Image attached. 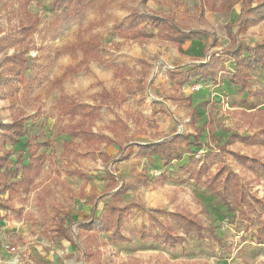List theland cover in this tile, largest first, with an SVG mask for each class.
Instances as JSON below:
<instances>
[{"label":"rangeland","instance_id":"1","mask_svg":"<svg viewBox=\"0 0 264 264\" xmlns=\"http://www.w3.org/2000/svg\"><path fill=\"white\" fill-rule=\"evenodd\" d=\"M210 1L218 9L224 6L223 11L206 10L200 16L199 0H176L177 6L160 0H88V7L78 17L52 30L49 24L58 13L53 0H29L27 6L23 5L25 0L0 3V71L12 53L23 52L28 58L24 72L27 87H20L15 98L0 89V124L15 117L22 119L26 139L10 143L0 135V159L10 164L21 156L25 162L26 140L47 143L39 150L44 163L31 192L12 200L13 211H0V264H84L83 237L77 236L75 224L90 215L91 197L97 196L99 202L105 197L108 202L111 199L101 194L114 193L121 183L145 178L148 180L123 193L117 201L120 207H132V217L125 222L123 231L132 237V242L117 243L110 234L99 233L101 264H264V245L253 243V228L237 216V210L230 219L231 215L204 184L217 169L219 172V160L209 165L199 182L188 180L180 171L188 163L199 166L207 147L222 146L230 134L250 135L260 129L264 119V102L255 111L250 110L241 103L244 93L226 81L218 85L193 81L182 87V102L168 99L172 84L167 71L204 61L209 53L229 50L232 45L252 47L264 41V20L254 22L245 33L237 27L246 4L259 0ZM135 11L169 15L181 29H196L201 34L179 49L157 40L154 30H148L152 41L141 45L112 32ZM28 19L36 20L37 30L21 46L12 39L2 41L3 36L14 35ZM81 40H96L99 52L88 56L87 67L82 66L85 69L81 67L79 73L64 75L81 62V51H68ZM38 66L47 67L37 74ZM224 66L233 72L232 60H226ZM118 69L119 75L115 76ZM249 74L250 89L264 86V68L257 67ZM196 86L200 90L196 91ZM102 91H114L118 99L102 104ZM60 97L97 108L93 122L81 115H60L56 107ZM190 111L195 113L191 115ZM80 120L93 135L89 142L65 131ZM210 125L212 136L207 131ZM194 129H203L200 140L207 147L197 150L190 162L187 155L167 168L156 157L139 158L133 154L121 160L127 156V146L161 141L173 133L193 134ZM227 150L264 160V148L236 143ZM222 159L223 166L240 178L251 176L231 155ZM252 191L258 197L264 196V176L258 185L253 184ZM101 208L100 202L97 210ZM142 209L188 210L206 226H213L222 243L190 237L182 246L169 248L152 240L141 242L135 230L146 222L147 214ZM61 210L70 215L66 226L74 246L49 238L50 222Z\"/></svg>","mask_w":264,"mask_h":264},{"label":"trees","instance_id":"2","mask_svg":"<svg viewBox=\"0 0 264 264\" xmlns=\"http://www.w3.org/2000/svg\"><path fill=\"white\" fill-rule=\"evenodd\" d=\"M2 1L0 0V3ZM151 1L159 2V0ZM160 1L177 6L176 0ZM28 4L29 0H25L23 5L27 6ZM88 5V0H53L52 6L58 10V13L50 22L49 29H56L70 22L78 17ZM223 7L221 6L218 9V6L212 4L210 0H199L198 14L203 16L206 10L217 13L222 12ZM260 20H264V0H259L252 5L246 4V8L241 11L237 20L238 31L245 33L254 22ZM36 30V20L28 19L18 26L14 35H5L2 41L12 39L14 43H19L21 46L24 43V39L34 34ZM148 30L155 31L157 40L172 43L179 49H181L182 45L201 34L196 29H181L169 15L160 16L159 14H149L141 11H135L119 22L113 27L112 32L125 35L128 40L141 45L152 41L153 36ZM99 48L96 40H81L77 45L69 48L68 51H81L82 59L77 66L67 70L64 75L77 74L81 71L82 66L86 68L88 56L92 53L98 54ZM226 60L233 61L234 67L231 73L224 66ZM27 62L28 58L25 57L23 52L12 53L3 62L0 71V89H6L10 98H15V93L19 91L20 87L24 88L28 85V81L24 76ZM46 67L38 66L37 74L42 73ZM257 67L264 68V41L252 47L237 44V46H230L229 50L211 52L204 61L167 71L172 84L171 94L168 99L175 103L182 102V87L193 81H208L216 85L226 81L231 86L236 87L239 93H244L241 103L249 107L250 110L255 111L264 102V86L259 89H250L249 73ZM85 68L82 67V69ZM118 75L119 69L115 73V76ZM99 99L102 104H107L110 101H116L118 97L114 91H102ZM56 107L60 115L71 118L81 115L90 119L91 122L95 118L94 115L98 113V109L95 107L81 105L65 97L58 99ZM194 113V111H190L191 115ZM257 119L258 117H256ZM84 122V120H80L76 124L68 126L65 129L66 133L73 138L79 137L84 141H91L93 135L87 129L88 127L86 128ZM194 131L193 134L173 133L161 141L127 146L125 148L127 156L121 157V160L133 154L139 158L156 157L162 167L167 168L173 162L181 161L182 157L187 155L190 162L197 150L207 147V144L200 140L203 129H194ZM207 131L210 136L213 135L211 125ZM0 135L5 136L10 143L21 141L22 138L26 137L23 120L15 117L7 124H0ZM236 143L247 147L264 148V119H262L260 129L255 130L250 135L230 134L222 146L218 147L216 145L214 149L207 147V152L202 155L199 166L195 167L188 163L186 166H181L180 171L182 176L187 175L188 180L199 182L209 171V165L218 163L219 160L221 163L219 172L217 169L216 173L204 183L205 186L210 190L217 202L225 208V211L231 215L230 219H234V213L237 210V216L247 224V227L253 228L251 234L253 243L264 245V196L258 197L252 191L253 184L258 185L260 178L264 176V160L258 156H249L227 150V147ZM46 146V142L40 143L34 139H28L24 143L25 153L27 154L25 162L21 156H18L10 164L5 163V158L0 159V211H13L12 200L31 192L34 180L44 163V157L39 154V150ZM228 155H231L237 165L251 176L246 177V179L240 178L223 166V162L220 159H224ZM162 177L166 178L165 173H162ZM110 180H113L112 176ZM146 180L148 179H138L126 185L121 183L114 193L108 191L105 194H101L111 199L108 202H105V197L99 194V196L103 197L100 201L102 208L99 211L97 206L100 202L97 201V196L91 197L90 215L75 224L77 236L83 237L82 254L84 264H101L102 255L97 250L99 233L110 234V239L117 243L129 244L132 242V237L123 232L125 230V222L132 217V207H120L117 205V201L123 193ZM112 182L115 183L114 181ZM110 189L113 190L114 188ZM79 194L81 197L84 195L82 190ZM142 211L147 214L146 222H142L135 230V236L141 242L152 240L169 248L182 246L190 237L197 241L211 240L218 244L222 243L221 239L216 236L213 226H206L195 214L190 213L188 210L167 212L142 209ZM69 217L68 212L57 211L50 222L51 228L49 230L52 234L49 238L52 240H63L74 246L75 243L70 228L66 226V221Z\"/></svg>","mask_w":264,"mask_h":264},{"label":"built area","instance_id":"3","mask_svg":"<svg viewBox=\"0 0 264 264\" xmlns=\"http://www.w3.org/2000/svg\"><path fill=\"white\" fill-rule=\"evenodd\" d=\"M195 89H196V91L200 90L199 86H196Z\"/></svg>","mask_w":264,"mask_h":264}]
</instances>
